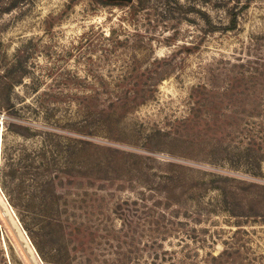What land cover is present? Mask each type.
Listing matches in <instances>:
<instances>
[{
    "label": "rangeland",
    "instance_id": "rangeland-1",
    "mask_svg": "<svg viewBox=\"0 0 264 264\" xmlns=\"http://www.w3.org/2000/svg\"><path fill=\"white\" fill-rule=\"evenodd\" d=\"M0 210V264H264V0H0Z\"/></svg>",
    "mask_w": 264,
    "mask_h": 264
},
{
    "label": "trees",
    "instance_id": "trees-1",
    "mask_svg": "<svg viewBox=\"0 0 264 264\" xmlns=\"http://www.w3.org/2000/svg\"><path fill=\"white\" fill-rule=\"evenodd\" d=\"M0 215H1L2 219H3V221L8 225L7 219H6V217L2 214L1 210H0ZM20 219H21L22 223L25 225L27 231L29 232L30 237H31V239H32V241H33L35 247H36L37 250L39 251L40 255H41L44 259H46L45 253H44V251H42V248H41L40 243L37 241L36 237L34 236V232L32 231V229H31V228L29 227V225H28V221H27V220L25 219V217H23V216H21ZM8 227H9V225H8ZM45 234H47V233H45ZM49 237H51V234L49 235ZM16 239H17V238H16Z\"/></svg>",
    "mask_w": 264,
    "mask_h": 264
},
{
    "label": "water",
    "instance_id": "water-1",
    "mask_svg": "<svg viewBox=\"0 0 264 264\" xmlns=\"http://www.w3.org/2000/svg\"><path fill=\"white\" fill-rule=\"evenodd\" d=\"M128 1H130V0H128Z\"/></svg>",
    "mask_w": 264,
    "mask_h": 264
}]
</instances>
